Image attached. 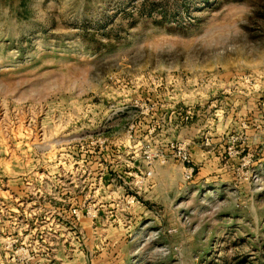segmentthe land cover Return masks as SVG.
Wrapping results in <instances>:
<instances>
[{"label":"rangeland","instance_id":"374dc122","mask_svg":"<svg viewBox=\"0 0 264 264\" xmlns=\"http://www.w3.org/2000/svg\"><path fill=\"white\" fill-rule=\"evenodd\" d=\"M0 264H264V0H0Z\"/></svg>","mask_w":264,"mask_h":264}]
</instances>
